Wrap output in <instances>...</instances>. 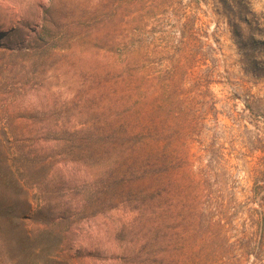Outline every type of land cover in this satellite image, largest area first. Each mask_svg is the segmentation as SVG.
<instances>
[{
  "label": "rangeland",
  "instance_id": "374dc122",
  "mask_svg": "<svg viewBox=\"0 0 264 264\" xmlns=\"http://www.w3.org/2000/svg\"><path fill=\"white\" fill-rule=\"evenodd\" d=\"M183 25L214 66L207 96L185 84L205 118L193 168L208 176L184 219L165 196L134 247L118 231L128 208L106 210L99 162L76 148L108 113L116 45L176 46ZM262 159L264 0H0V264H264Z\"/></svg>",
  "mask_w": 264,
  "mask_h": 264
},
{
  "label": "trees",
  "instance_id": "16d2710c",
  "mask_svg": "<svg viewBox=\"0 0 264 264\" xmlns=\"http://www.w3.org/2000/svg\"><path fill=\"white\" fill-rule=\"evenodd\" d=\"M186 27L183 25L176 46L157 44L148 51L143 44L116 45L121 48L116 50L113 68H105L101 87L102 110L108 113L96 122H86L96 128L81 132L76 148L78 162H99L102 172L98 192L103 201L112 202L106 210L128 208L118 231L121 236L129 230L134 247L142 241L149 215L158 216L165 196L177 198L173 207L184 219L190 202L202 194L208 176L193 168L191 145L205 118L191 116L189 104L195 96L190 97L185 84H191L196 96H207L203 88H207L214 66L205 62V43L193 28ZM168 52L172 54L162 59ZM152 53L159 56L156 65L166 61L165 79L160 76L161 70L155 74L157 68L148 61ZM203 65L206 69L195 70ZM252 174L258 191L262 190L264 183L258 178L262 172L253 168ZM255 211L263 239L264 196Z\"/></svg>",
  "mask_w": 264,
  "mask_h": 264
}]
</instances>
